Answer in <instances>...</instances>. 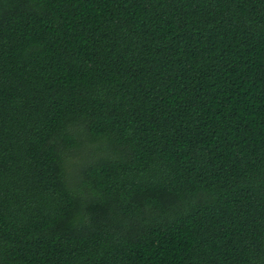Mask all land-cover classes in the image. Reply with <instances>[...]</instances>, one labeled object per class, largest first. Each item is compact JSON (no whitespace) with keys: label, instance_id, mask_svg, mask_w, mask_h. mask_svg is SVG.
<instances>
[{"label":"trees","instance_id":"obj_1","mask_svg":"<svg viewBox=\"0 0 264 264\" xmlns=\"http://www.w3.org/2000/svg\"><path fill=\"white\" fill-rule=\"evenodd\" d=\"M0 264H264V0H0Z\"/></svg>","mask_w":264,"mask_h":264}]
</instances>
